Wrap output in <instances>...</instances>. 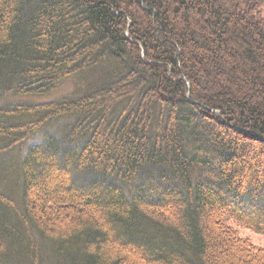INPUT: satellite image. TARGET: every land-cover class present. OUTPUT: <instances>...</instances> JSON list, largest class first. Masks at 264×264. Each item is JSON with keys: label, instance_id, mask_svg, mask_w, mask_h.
I'll list each match as a JSON object with an SVG mask.
<instances>
[{"label": "trees", "instance_id": "1", "mask_svg": "<svg viewBox=\"0 0 264 264\" xmlns=\"http://www.w3.org/2000/svg\"><path fill=\"white\" fill-rule=\"evenodd\" d=\"M235 227L264 235V0H0V264H264Z\"/></svg>", "mask_w": 264, "mask_h": 264}, {"label": "rangeland", "instance_id": "2", "mask_svg": "<svg viewBox=\"0 0 264 264\" xmlns=\"http://www.w3.org/2000/svg\"><path fill=\"white\" fill-rule=\"evenodd\" d=\"M74 91H75L74 84L71 81V82H68L63 88L56 91L51 96H48L46 98H36L35 100L31 99V101L32 102H44V101L65 99V98L73 96ZM25 100H29V99H25ZM235 228L239 232L240 237L247 239L254 245L264 247V235H260L251 230L243 229L240 227H235Z\"/></svg>", "mask_w": 264, "mask_h": 264}]
</instances>
